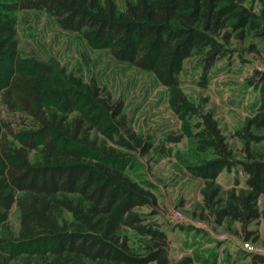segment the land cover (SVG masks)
I'll list each match as a JSON object with an SVG mask.
<instances>
[{"label": "trees", "instance_id": "trees-1", "mask_svg": "<svg viewBox=\"0 0 264 264\" xmlns=\"http://www.w3.org/2000/svg\"><path fill=\"white\" fill-rule=\"evenodd\" d=\"M22 9L44 10L92 47L153 72L184 118L193 110L180 87L185 60L198 52L210 67L234 52V35L264 37V0H128L123 8L116 0H0L2 103L34 120L32 129L14 132L0 119V264H195L191 255L173 261L167 232L135 210L158 206L156 195L132 176L135 153L146 155L152 143L131 128L124 103L104 87L19 55L12 13ZM257 74V114L235 132L246 141V156L235 157L218 121L206 113L199 135L217 157L191 167L205 179L241 168L244 188L227 197L212 189L204 209L216 224L239 222L243 240L253 243L260 238L256 226L264 225V154L250 148L264 141L253 131L264 128V72ZM129 231L143 243L137 247ZM243 258L264 264L262 252L243 250Z\"/></svg>", "mask_w": 264, "mask_h": 264}, {"label": "rangeland", "instance_id": "rangeland-1", "mask_svg": "<svg viewBox=\"0 0 264 264\" xmlns=\"http://www.w3.org/2000/svg\"><path fill=\"white\" fill-rule=\"evenodd\" d=\"M116 1L123 8L128 0ZM255 9H259V4H255ZM12 16L21 57L53 63L85 82L104 87L113 100L124 103L131 128L152 143L146 155L135 153L132 176L156 195L158 206L135 210L149 214V219L167 232L173 261L191 255L195 264H246L243 250L264 253L263 223L256 226L259 240L248 244L241 236L239 222L226 220L222 225L216 224L204 209V196L212 189L218 188L220 195L227 197L233 188H244L246 175L241 168L223 170L214 179L202 178L191 170L192 166L217 157L208 140L199 135L206 113L218 121L235 157L246 156V141L235 136V132L257 114L260 105V84L255 82L259 78L257 71L264 72V37L234 35L229 44L234 52L210 67L205 66L203 55L198 52L187 58L180 87L193 110L183 118L172 107L169 88L153 72L117 60L109 49L92 47L78 32L60 27L56 18L44 10L22 9ZM252 44L255 50L250 51ZM0 119L14 132L32 129L34 125L31 116L8 111L1 95ZM253 131L264 135V128ZM250 148L264 154V141L252 142ZM259 206L264 208V195ZM10 219L17 233L20 212L16 205L10 210ZM129 234L137 247L143 243L133 231Z\"/></svg>", "mask_w": 264, "mask_h": 264}, {"label": "built area", "instance_id": "built-area-1", "mask_svg": "<svg viewBox=\"0 0 264 264\" xmlns=\"http://www.w3.org/2000/svg\"><path fill=\"white\" fill-rule=\"evenodd\" d=\"M176 214H177L178 217H182L181 213H176ZM247 243L249 244L250 242H247Z\"/></svg>", "mask_w": 264, "mask_h": 264}, {"label": "crops", "instance_id": "crops-1", "mask_svg": "<svg viewBox=\"0 0 264 264\" xmlns=\"http://www.w3.org/2000/svg\"><path fill=\"white\" fill-rule=\"evenodd\" d=\"M263 195H264V194H263ZM263 195H262V196H263ZM262 196L260 197V200H261ZM263 252H264V251H263Z\"/></svg>", "mask_w": 264, "mask_h": 264}]
</instances>
